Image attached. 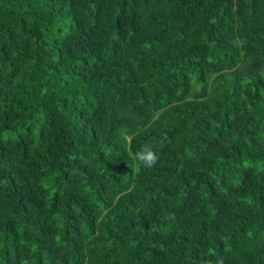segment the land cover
I'll return each instance as SVG.
<instances>
[{
	"label": "trees",
	"instance_id": "16d2710c",
	"mask_svg": "<svg viewBox=\"0 0 264 264\" xmlns=\"http://www.w3.org/2000/svg\"><path fill=\"white\" fill-rule=\"evenodd\" d=\"M217 257L264 264V0H0V264Z\"/></svg>",
	"mask_w": 264,
	"mask_h": 264
},
{
	"label": "clouds",
	"instance_id": "9594fccd",
	"mask_svg": "<svg viewBox=\"0 0 264 264\" xmlns=\"http://www.w3.org/2000/svg\"><path fill=\"white\" fill-rule=\"evenodd\" d=\"M134 159L138 167L151 168L157 164L159 156L154 146L145 144L134 154ZM216 264H224L223 257H217Z\"/></svg>",
	"mask_w": 264,
	"mask_h": 264
}]
</instances>
